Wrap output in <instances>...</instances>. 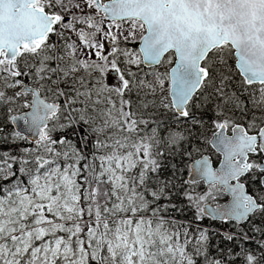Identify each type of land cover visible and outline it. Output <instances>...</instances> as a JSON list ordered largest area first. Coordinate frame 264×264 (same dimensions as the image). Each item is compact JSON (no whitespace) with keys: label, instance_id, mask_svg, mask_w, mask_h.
<instances>
[{"label":"snow or ice","instance_id":"1","mask_svg":"<svg viewBox=\"0 0 264 264\" xmlns=\"http://www.w3.org/2000/svg\"><path fill=\"white\" fill-rule=\"evenodd\" d=\"M0 116V264H264V0H0Z\"/></svg>","mask_w":264,"mask_h":264},{"label":"trees","instance_id":"2","mask_svg":"<svg viewBox=\"0 0 264 264\" xmlns=\"http://www.w3.org/2000/svg\"><path fill=\"white\" fill-rule=\"evenodd\" d=\"M0 119H2V116H0ZM206 136L208 137V140L210 141L212 138L211 129H208L206 131ZM205 154L212 156L213 159L216 158L215 152L213 151L210 143L205 146ZM177 162H179L178 158H177ZM182 175L184 176L186 180H188L189 173L186 168L182 169ZM185 187H188V185H185ZM191 187L195 190L196 193H203L207 189V187L204 186L203 184H193L191 185ZM220 201L221 199H218V202ZM180 207L185 209V213L184 215H180L179 213H176V217L182 220H192V212L186 208V202L181 203ZM187 226L192 231L193 237H198V233H196L195 231L197 226L208 230L209 232V242H208L209 257H213L216 259H222L224 258L223 253H218L217 251L218 249H223V250L232 249L233 252H238L240 250L241 244L244 247H247L250 250L259 254L260 250L254 241L249 242V241L243 240L242 237L239 243H236L234 241H226L223 239L225 234H223L222 232H226V233H236L237 232V229L233 228L230 224H225V223H221L218 221H211V220L205 219L202 222L197 221V220H192V222L188 224ZM259 239H264V238L257 236V240ZM201 264H203V258H201Z\"/></svg>","mask_w":264,"mask_h":264},{"label":"rangeland","instance_id":"3","mask_svg":"<svg viewBox=\"0 0 264 264\" xmlns=\"http://www.w3.org/2000/svg\"><path fill=\"white\" fill-rule=\"evenodd\" d=\"M221 198H223V197H220V198H218V199H221ZM218 199H217L216 201H218ZM216 201H215L214 203H218V202H216Z\"/></svg>","mask_w":264,"mask_h":264},{"label":"water","instance_id":"4","mask_svg":"<svg viewBox=\"0 0 264 264\" xmlns=\"http://www.w3.org/2000/svg\"><path fill=\"white\" fill-rule=\"evenodd\" d=\"M191 177H189V179H190ZM225 203V202H224ZM210 206H215V205H213V204H210Z\"/></svg>","mask_w":264,"mask_h":264}]
</instances>
